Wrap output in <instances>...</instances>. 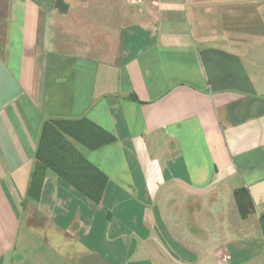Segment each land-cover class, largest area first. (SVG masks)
Wrapping results in <instances>:
<instances>
[{
	"label": "crops",
	"instance_id": "obj_1",
	"mask_svg": "<svg viewBox=\"0 0 264 264\" xmlns=\"http://www.w3.org/2000/svg\"><path fill=\"white\" fill-rule=\"evenodd\" d=\"M57 1L0 0V264H243L264 215V38L208 44L187 0ZM49 120L112 138L75 145L108 178L99 204L50 171L28 197Z\"/></svg>",
	"mask_w": 264,
	"mask_h": 264
},
{
	"label": "trees",
	"instance_id": "obj_2",
	"mask_svg": "<svg viewBox=\"0 0 264 264\" xmlns=\"http://www.w3.org/2000/svg\"><path fill=\"white\" fill-rule=\"evenodd\" d=\"M64 7L62 0L57 1ZM112 138L87 120H49L41 129L35 152V171L32 174L29 198H35L43 184L47 171L57 175L72 188L95 204L102 200L108 184L107 176L92 165L75 147L80 144L97 150ZM241 217L246 219L255 213L249 193L242 189L234 193ZM259 223L264 233V215Z\"/></svg>",
	"mask_w": 264,
	"mask_h": 264
},
{
	"label": "rangeland",
	"instance_id": "obj_3",
	"mask_svg": "<svg viewBox=\"0 0 264 264\" xmlns=\"http://www.w3.org/2000/svg\"><path fill=\"white\" fill-rule=\"evenodd\" d=\"M187 9L196 37L208 44L225 45V40H229L236 47H248L264 38V0H187ZM227 200L233 202L236 211L231 218H240L233 196L229 195ZM249 239L250 252H236L234 260L243 264H264L261 225L260 232L252 233ZM215 257L218 264H231L229 254L219 253Z\"/></svg>",
	"mask_w": 264,
	"mask_h": 264
},
{
	"label": "built area",
	"instance_id": "obj_4",
	"mask_svg": "<svg viewBox=\"0 0 264 264\" xmlns=\"http://www.w3.org/2000/svg\"><path fill=\"white\" fill-rule=\"evenodd\" d=\"M137 0H132V2L134 3V2H136Z\"/></svg>",
	"mask_w": 264,
	"mask_h": 264
}]
</instances>
